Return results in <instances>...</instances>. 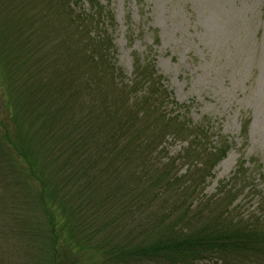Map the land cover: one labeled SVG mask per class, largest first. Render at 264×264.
<instances>
[{
    "label": "trees",
    "instance_id": "trees-1",
    "mask_svg": "<svg viewBox=\"0 0 264 264\" xmlns=\"http://www.w3.org/2000/svg\"><path fill=\"white\" fill-rule=\"evenodd\" d=\"M0 21L11 34L7 51L0 44V63L3 55L15 62L12 91L20 107L33 110V127H2L9 134L0 136V264H35L26 251L39 247L41 231L21 213L24 201L26 209L40 206L55 264H204L213 255L223 264H264L262 220L232 217L230 192L216 196L215 205L196 201L224 149H196L201 132L190 134L187 159L196 161L194 172L178 177L170 161L153 176L161 156L152 148L168 125L147 140L148 118L129 104V97H139L138 85L139 92L151 90L154 70L147 58H136L138 84L126 88L114 80L118 70L108 59V36L84 30L82 43L69 53L47 46L41 31L35 40L13 37L9 15ZM12 131L23 139L9 141ZM244 164H237L236 180Z\"/></svg>",
    "mask_w": 264,
    "mask_h": 264
},
{
    "label": "rangeland",
    "instance_id": "rangeland-1",
    "mask_svg": "<svg viewBox=\"0 0 264 264\" xmlns=\"http://www.w3.org/2000/svg\"><path fill=\"white\" fill-rule=\"evenodd\" d=\"M94 1L0 0V20L9 15L15 21L10 23L13 37L19 34L35 40V32L41 31L42 38L48 40L47 46L69 53L75 44L78 47L82 43L84 30L89 29L93 36H108V59L118 70L114 80L126 88L131 83L137 87L133 65L136 58H147L154 70L149 81L151 90L141 88L139 92L138 85L134 93L139 97H129V104L147 116V140L168 125L164 140L152 148L161 156V167L154 166L153 176L170 161L176 164L178 177L187 170L192 174L196 161L187 159L188 137L201 132V143L196 149L201 147L206 153L224 149L225 155L210 170L196 201L215 205L214 200L218 202L219 197L230 192L232 217L251 216L264 222V0ZM91 4H96L95 9ZM9 36V31L0 26L2 51H7ZM1 61L0 136L4 132L9 134L5 128H17L20 124L33 127V110L20 107L12 91L15 62L4 55ZM58 75L56 70L54 78ZM67 94L70 98L69 91ZM86 95L94 104L95 97L90 100ZM107 129L92 140H100ZM16 137L23 139V134L12 131L9 141ZM239 162L245 163L246 170L236 180L233 174ZM197 167L200 168L199 164ZM31 185L38 187L35 182ZM91 196L97 199L94 191ZM24 203H20L21 213H26L41 231L35 237L40 248H28L26 255H31V259L34 255L35 264H55L40 206L26 209ZM74 222H78L75 213ZM202 263L223 264L214 255Z\"/></svg>",
    "mask_w": 264,
    "mask_h": 264
}]
</instances>
